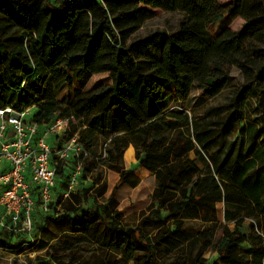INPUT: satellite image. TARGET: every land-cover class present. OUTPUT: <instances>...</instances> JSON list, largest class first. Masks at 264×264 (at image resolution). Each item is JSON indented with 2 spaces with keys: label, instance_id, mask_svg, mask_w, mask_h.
Instances as JSON below:
<instances>
[{
  "label": "trees",
  "instance_id": "1",
  "mask_svg": "<svg viewBox=\"0 0 264 264\" xmlns=\"http://www.w3.org/2000/svg\"><path fill=\"white\" fill-rule=\"evenodd\" d=\"M173 2L0 0V107L34 105L39 123L68 119L63 139L76 133L87 152L79 156L85 182L62 207L72 212L57 242L70 256L65 264H264V55L261 48L227 52L226 65L211 64L221 76H210L201 73L202 53L179 49L180 29L165 34L159 50V34L127 42L153 17L143 5L162 9ZM193 2L204 10L206 27L243 13L253 41L264 46V0ZM195 33L210 42L203 29ZM228 67L245 80L228 101L182 121L159 120L163 90L181 101L196 84L209 93L228 80ZM92 73H108L111 84L82 91ZM70 87L74 97L60 102L57 96ZM250 99L255 122L245 117ZM130 145L138 166L155 179L135 226L122 222L116 190L83 206L105 168L119 174L116 189L137 185L123 159ZM62 215L60 208L57 216L39 217L44 227ZM84 239L101 254L85 258ZM207 251L219 260L210 262Z\"/></svg>",
  "mask_w": 264,
  "mask_h": 264
},
{
  "label": "rangeland",
  "instance_id": "2",
  "mask_svg": "<svg viewBox=\"0 0 264 264\" xmlns=\"http://www.w3.org/2000/svg\"><path fill=\"white\" fill-rule=\"evenodd\" d=\"M217 1L229 3L232 0ZM142 7L150 10L153 17L145 21L142 27L127 42H130L133 38H149L153 34H159L155 42V49L159 50L164 35L180 29L179 49H192L204 55L205 61L201 70L204 75L221 76V72L211 69V64L218 62L219 65H226L228 63L227 52L240 51L250 54L252 50L261 48V54L264 55V46L260 47L253 41V28L248 24V17L243 13L238 14L231 20L224 19L206 27L203 20L204 10L194 4L193 0H174L172 7L166 6L162 9L150 8L144 5ZM224 7H227V5ZM199 29H203L209 35L210 42H205L195 33V30ZM175 63H179V60L176 59ZM228 75L229 78L226 82L212 88L209 93L201 91L196 84L184 101L177 99L174 93L163 90L159 99L163 106L159 120L163 123L167 120L182 121L185 115L190 117L193 112L201 114L209 107L225 103L230 99L234 90L245 81L242 73L235 67H228ZM110 84L111 78L108 73H92L82 91H97ZM74 95L75 91L70 87L62 90L57 98L60 102L63 100L68 102ZM249 102L250 106L249 109L247 108L248 111L245 117L247 120L255 122L257 114L251 108L255 107L256 101L250 99ZM262 105L264 108V94ZM129 149H131V146ZM123 158L126 159L124 160L125 168L131 171L132 176L138 178L137 185L130 187L128 184L123 183L116 189L119 174L105 168L103 169L102 180L89 190L88 198L83 206H88L93 201L102 203L116 190L117 208L122 214V222L128 226H135L139 220L140 212L146 211L151 203L155 179L142 166H138L134 157L128 152H124ZM84 184L87 187L92 186L88 180ZM113 187L114 189L111 192ZM65 200H62L60 207L61 211L63 209V215L55 220L48 221L46 224L44 223V227L41 224L43 217L37 216L35 217L36 226H33L30 233H15L0 229V264H35V262L56 264L55 260H57V264H65L70 256L67 251L61 250L57 243L59 236L69 229L72 217V212L62 208L65 205ZM216 209L218 220L223 221V204H216ZM5 240L8 243H5ZM95 248L94 245L84 239L83 253H85V258L93 252H95L96 257L101 254V250ZM204 256L210 262L215 261L217 258L216 253L212 251L205 252Z\"/></svg>",
  "mask_w": 264,
  "mask_h": 264
},
{
  "label": "built area",
  "instance_id": "3",
  "mask_svg": "<svg viewBox=\"0 0 264 264\" xmlns=\"http://www.w3.org/2000/svg\"><path fill=\"white\" fill-rule=\"evenodd\" d=\"M35 114L34 105L0 107V229L15 233H30L37 216L59 215L85 182L79 156L87 152L76 133L63 139L68 119L39 123Z\"/></svg>",
  "mask_w": 264,
  "mask_h": 264
},
{
  "label": "crops",
  "instance_id": "4",
  "mask_svg": "<svg viewBox=\"0 0 264 264\" xmlns=\"http://www.w3.org/2000/svg\"><path fill=\"white\" fill-rule=\"evenodd\" d=\"M130 146H131V149H129L130 148ZM126 150H125V152H128L129 154H131L132 155V157H134V149H133V147H132V145H130ZM124 155V154H123ZM124 159V158H123ZM134 159H135V157H134ZM124 160H126V159H124ZM129 161V160H128ZM138 167V166H137ZM117 178H119V177H117ZM118 180V182L117 183H119V179H117ZM117 187V186H116ZM217 259V258H216ZM217 260H219V259H217Z\"/></svg>",
  "mask_w": 264,
  "mask_h": 264
}]
</instances>
